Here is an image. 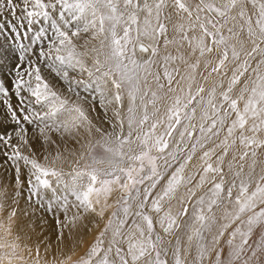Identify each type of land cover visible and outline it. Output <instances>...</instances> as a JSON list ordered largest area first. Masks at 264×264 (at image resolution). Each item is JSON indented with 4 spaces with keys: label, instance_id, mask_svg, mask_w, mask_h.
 Masks as SVG:
<instances>
[{
    "label": "snow or ice",
    "instance_id": "snow-or-ice-1",
    "mask_svg": "<svg viewBox=\"0 0 264 264\" xmlns=\"http://www.w3.org/2000/svg\"><path fill=\"white\" fill-rule=\"evenodd\" d=\"M0 264H264V0H0Z\"/></svg>",
    "mask_w": 264,
    "mask_h": 264
},
{
    "label": "bare ground",
    "instance_id": "bare-ground-1",
    "mask_svg": "<svg viewBox=\"0 0 264 264\" xmlns=\"http://www.w3.org/2000/svg\"><path fill=\"white\" fill-rule=\"evenodd\" d=\"M94 233H95V232H94ZM94 233L91 234V235H89V237L93 236ZM89 237H88V238H89ZM93 237H94V236H93ZM88 238H87V239H88ZM90 240H91V239H90ZM90 240H89V241H90ZM41 249H42V251H41V255H43V248H41ZM81 251H83V250H81ZM35 255H36V250H35V247H33V256H35Z\"/></svg>",
    "mask_w": 264,
    "mask_h": 264
},
{
    "label": "rangeland",
    "instance_id": "rangeland-1",
    "mask_svg": "<svg viewBox=\"0 0 264 264\" xmlns=\"http://www.w3.org/2000/svg\"><path fill=\"white\" fill-rule=\"evenodd\" d=\"M229 158H230V157H229ZM94 235H95V233H94ZM94 235H93V236H94ZM93 236H91V237L88 238V241L91 239L89 242H91V241L93 240ZM41 251H42V249H41Z\"/></svg>",
    "mask_w": 264,
    "mask_h": 264
}]
</instances>
